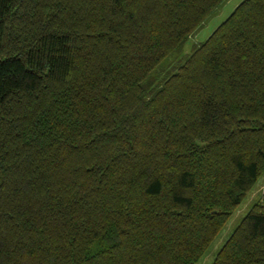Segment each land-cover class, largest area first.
<instances>
[{
  "label": "trees",
  "instance_id": "obj_1",
  "mask_svg": "<svg viewBox=\"0 0 264 264\" xmlns=\"http://www.w3.org/2000/svg\"><path fill=\"white\" fill-rule=\"evenodd\" d=\"M0 0V264H198L264 177V0ZM213 264H264V193Z\"/></svg>",
  "mask_w": 264,
  "mask_h": 264
},
{
  "label": "rangeland",
  "instance_id": "obj_2",
  "mask_svg": "<svg viewBox=\"0 0 264 264\" xmlns=\"http://www.w3.org/2000/svg\"><path fill=\"white\" fill-rule=\"evenodd\" d=\"M245 0H229L223 5L219 13L212 17L205 27L193 36L185 47L184 54L190 55L194 46L203 44L209 40L213 33L221 26L236 10V8ZM264 187V177L260 179L255 190L246 198L243 204L238 208L230 218L228 224L221 232L220 236L214 242L208 253L198 264H213L218 253L230 238L242 220L251 210L252 206L258 201Z\"/></svg>",
  "mask_w": 264,
  "mask_h": 264
},
{
  "label": "crops",
  "instance_id": "obj_3",
  "mask_svg": "<svg viewBox=\"0 0 264 264\" xmlns=\"http://www.w3.org/2000/svg\"><path fill=\"white\" fill-rule=\"evenodd\" d=\"M263 193H264V187H263V189H262V193H261L259 199L261 198V196H262ZM259 199H258V200H259Z\"/></svg>",
  "mask_w": 264,
  "mask_h": 264
}]
</instances>
